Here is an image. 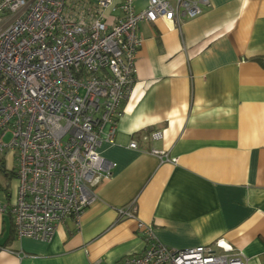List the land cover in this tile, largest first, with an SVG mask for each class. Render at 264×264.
I'll return each mask as SVG.
<instances>
[{
  "label": "crops",
  "instance_id": "crops-1",
  "mask_svg": "<svg viewBox=\"0 0 264 264\" xmlns=\"http://www.w3.org/2000/svg\"><path fill=\"white\" fill-rule=\"evenodd\" d=\"M122 1L113 0L110 22ZM202 8L179 27L139 25L136 81L115 144L98 150L116 168L80 228L68 220L49 242L20 239L0 211V264H117L146 248L138 221L173 249L224 241L245 264H264V0H208ZM15 189L6 201L0 183V206ZM132 202L137 219H122L119 209Z\"/></svg>",
  "mask_w": 264,
  "mask_h": 264
},
{
  "label": "built area",
  "instance_id": "built-area-1",
  "mask_svg": "<svg viewBox=\"0 0 264 264\" xmlns=\"http://www.w3.org/2000/svg\"><path fill=\"white\" fill-rule=\"evenodd\" d=\"M134 1L123 0L121 17L110 22L113 0H0V172L16 188L0 211L12 216L20 239L49 242L68 220L80 228L97 186L116 168L98 150L115 144L136 81L139 25L179 27L208 3L148 0L137 10ZM152 154L175 162L166 152ZM119 215L137 219L135 202ZM138 229L145 250L117 264H245L224 241L179 250L162 244L151 225L138 221Z\"/></svg>",
  "mask_w": 264,
  "mask_h": 264
},
{
  "label": "rangeland",
  "instance_id": "rangeland-1",
  "mask_svg": "<svg viewBox=\"0 0 264 264\" xmlns=\"http://www.w3.org/2000/svg\"><path fill=\"white\" fill-rule=\"evenodd\" d=\"M0 183L3 185V188L8 189V193L10 196L14 193V179L12 178V176H6L0 172ZM2 193H4L5 200L9 201L8 195H7V197L5 196L4 190ZM7 204H5V205H7Z\"/></svg>",
  "mask_w": 264,
  "mask_h": 264
},
{
  "label": "trees",
  "instance_id": "trees-1",
  "mask_svg": "<svg viewBox=\"0 0 264 264\" xmlns=\"http://www.w3.org/2000/svg\"><path fill=\"white\" fill-rule=\"evenodd\" d=\"M259 61L262 63V65H264V60L263 59L262 60L260 59ZM1 172H3V174H5L4 171H1ZM9 176H11V175H9ZM4 191L7 192V195L9 197L8 189L4 188ZM13 230H14V226H13ZM14 232H15V230H14Z\"/></svg>",
  "mask_w": 264,
  "mask_h": 264
}]
</instances>
